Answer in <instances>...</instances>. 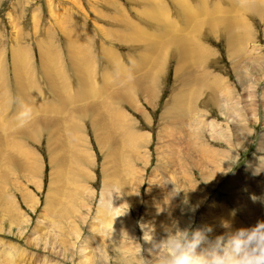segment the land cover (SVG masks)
Segmentation results:
<instances>
[{
    "label": "rangeland",
    "instance_id": "1",
    "mask_svg": "<svg viewBox=\"0 0 264 264\" xmlns=\"http://www.w3.org/2000/svg\"><path fill=\"white\" fill-rule=\"evenodd\" d=\"M205 1L207 8H198L184 0L195 13L183 26L172 0H0V264H140V255H151L141 225L151 223L155 238L163 239L172 218L180 227L212 226L214 237L225 231L221 220L233 230L264 220V180L255 178L256 171L264 175V160L255 161L264 159V150L257 153L264 140V16L244 9H264V3ZM145 2L156 3L165 16L157 10L154 16L172 32L158 44L154 61L148 51V59L136 54L156 37L149 34ZM235 16L242 47L232 53L225 38L216 36L223 25L206 22L227 24ZM126 21L137 30L130 34ZM183 34L193 43L188 67L172 56L169 43L170 36ZM73 36L80 44L71 51ZM166 49L169 57L161 53ZM195 76L209 89L192 86ZM15 77L20 88L28 84L31 104L42 108L24 112L25 118L18 112L21 103L16 106ZM77 77L99 89L97 97L71 101ZM136 78L141 80L129 84ZM52 85L59 88L58 101ZM182 86L188 101L181 119L170 123L164 105ZM112 96L118 101L106 105ZM239 130L247 138L237 137ZM225 135L231 142L222 140ZM223 147L227 155H217ZM244 176L261 189L246 191L237 180ZM172 190L181 191L168 202ZM184 190L188 204L182 202ZM101 195L116 211L106 225L100 223ZM245 199L254 202L250 214ZM167 202L172 217L158 212Z\"/></svg>",
    "mask_w": 264,
    "mask_h": 264
},
{
    "label": "bare ground",
    "instance_id": "2",
    "mask_svg": "<svg viewBox=\"0 0 264 264\" xmlns=\"http://www.w3.org/2000/svg\"><path fill=\"white\" fill-rule=\"evenodd\" d=\"M180 3H181V5H182V7L180 8L179 6H178V2L175 0V2L172 0V3L174 2V4L176 5V14H177V17H178V20H182L183 21V23H184V25L183 26H185V25H187V21L188 20H190V17H191V15H190V13L192 12V14H194L195 12H193V10L191 9V7H189L190 6V4H188L187 2H184V0H178ZM193 1V3L198 7V8H202V7H205V8H207V6H206V1L204 0H192ZM226 1H230L231 3H230V5L231 6H235L236 4H235V2L233 1V0H226ZM185 3V4H184ZM218 3V2H217ZM263 3H264V0H263ZM48 4V6H49V3H47ZM163 4V3H162ZM170 4V3H169ZM216 3L214 2L213 4H212V6H211V8L215 5ZM164 5V4H163ZM159 6H161V5H159ZM263 6H264V4H263ZM237 7V6H236ZM244 7V6H243ZM243 7H242V11L244 12L245 10L244 9H248V11L246 10L245 12H249L248 14L250 15L251 13L254 15V14H258L259 16H264V9H262V7L261 8H259V7H257V6H253V5H248V6H245V8L243 9ZM248 7V8H247ZM164 8H165V6H164ZM237 8H239V7H237ZM163 9V8H162ZM239 9H241V7L239 8ZM154 10H157V13L158 14H160L161 16H165L164 15V13L163 14H161V12H159L158 11V9H157V5H156V3H154V2H145L144 3V10H143V12H144V17H145V19L148 21V23H149V25H150V29H151V32L149 33V34H155V38L154 39H150L149 40V45H147V46H144V47H142L136 54H137V57H138V60H142L143 58H149L147 55H144V53H145V51H148V53H149V55L151 56V58H152V60L154 61V57H155V52L157 51V49H158V44L162 41V39H163V37H164V35H168L169 34V29H168V25L167 24H165V23H162L163 21L162 20H159V19H157L154 15H156V13H155V11ZM165 10V9H164ZM192 10V11H191ZM241 11V10H240ZM164 12V11H163ZM188 13V15H185V13ZM244 12V13H245ZM168 13V12H167ZM175 14V15H176ZM235 14H237V16H239L238 14H242V13H239V11H236V13ZM245 14H247V13H245ZM244 14V15H245ZM159 16V15H158ZM237 16H235V19L237 18ZM255 16V15H254ZM258 16V17H259ZM109 17V16H108ZM160 17V16H159ZM167 17V16H166ZM252 17V16H251ZM257 17V16H256ZM110 18H112V16H110ZM221 18V17H220ZM223 18H225V17H223ZM222 18V19H223ZM239 18V17H238ZM162 19V18H161ZM169 19V18H168ZM245 19V18H244ZM243 19V20H244ZM259 19V18H258ZM164 20V19H163ZM212 20V18L209 20V23H208V21L206 22V25L207 26H210V27H214V24L215 23H221L222 25H223V30L219 33V34H217L216 36H218V35H221V36H223L224 38H225V40H226V44H227V48L229 49L228 50V52L230 51V52H232V53H234V52H238V50H239V48H240V44H239V39L237 38V36H239L237 33H239L238 31H235L234 30V28L236 27L235 25H237V19L236 20H227V24L224 22V20L223 21H221V20H214L213 19V21H211ZM175 21V20H174ZM211 21V22H210ZM239 21H241V20H239ZM238 21V22H239ZM125 22V21H124ZM243 22V21H242ZM251 22V21H250ZM175 24H176V22H174ZM126 25H128V30L130 31V34H131V31L132 32H134L135 31V27H134V25H132L131 23H129L128 21H126V23H125ZM124 23H122L121 24V26L122 25H124V26H126ZM178 24V23H177ZM239 24V23H238ZM247 24V23H246ZM194 25H196V24H193V26ZM199 25V23L197 24V26ZM240 25H242L241 23H240ZM124 26H122V27H124ZM170 26H172L173 28H175L176 29V27L173 25V24H171ZM178 26V25H177ZM243 26V25H242ZM241 26V27H242ZM244 27L245 26H243L242 27V29L240 30L239 29V31H241V33H242V31H243V29H244ZM125 28H127V27H125ZM172 28V29H173ZM179 28V27H178ZM237 28H238V26H237ZM236 28V29H237ZM180 29V28H179ZM137 30V29H136ZM177 32V31H176ZM246 32V31H245ZM127 33V32H126ZM137 33V32H136ZM171 33L172 32H170V34L169 35H171ZM127 34H129V33H127ZM126 34V35H127ZM129 34V35H130ZM135 34V33H134ZM139 34V33H138ZM138 34H136V35H138ZM146 34V33H145ZM175 34V33H174ZM244 34V36L246 35V33H243ZM248 34V33H247ZM125 35V34H124ZM133 35V34H132ZM140 35V34H139ZM184 35V37L182 36H179V35H172V36H170L169 37V43L171 42L172 43V47H173V49H174V51H173V53H172V56L175 58V59H180V62H184L185 63V67H188V65H190L191 63H190V53H191V50H190V45H189V41H190V44H191V46H192V39H191V37L190 36H187V35H185V34H183ZM241 35V34H240ZM215 36V37H216ZM243 36V37H244ZM250 36V35H249ZM242 40H244V39H242ZM70 42V44H69V49L73 46V45H75L76 46V44L77 45H79L80 44V41H78V39L75 37V36H73L72 38H71V40L69 41ZM242 47V46H241ZM245 47V46H244ZM203 49H204V47H203ZM71 50V49H70ZM165 50V49H164ZM162 51L161 53H164L165 54V56L166 57H169V55H168V52H167V49H166V52L165 51ZM241 50V49H240ZM72 51V50H71ZM15 52V51H14ZM22 52V51H21ZM70 52V51H69ZM207 52H208V50H207ZM242 52V51H241ZM71 53V52H70ZM22 54V53H21ZM204 54V53H203ZM19 55V54H18ZM128 56V55H127ZM73 57V56H72ZM15 58V57H14ZM70 58H71V56H70ZM85 58V57H84ZM83 58V59H84ZM20 59V58H19ZM85 60V59H84ZM129 60V59H128ZM87 61V60H86ZM86 61H84V62H86ZM132 61V60H131ZM152 61V62H153ZM112 62H114V61H112ZM145 62V61H144ZM152 62H150V63H152ZM130 63H132V62H130ZM146 63V62H145ZM158 63V62H157ZM156 63V64H157ZM81 64V63H80ZM111 64V63H110ZM114 64H117L116 62L114 63ZM143 64V63H142ZM45 65V64H44ZM134 65V64H133ZM136 66V65H135ZM179 66V65H178ZM198 66V65H197ZM139 67H142V66H139ZM156 67V66H155ZM114 68H116L117 69V67H114ZM131 68V67H130ZM134 68V67H133ZM138 68V67H137ZM142 68H144V67H142ZM153 68L154 67H152V70H153ZM179 68H181L180 66H179ZM106 69V68H105ZM139 69V68H138ZM138 69H134V70H138ZM192 69V68H191ZM59 70V69H58ZM113 70V69H112ZM128 70V69H127ZM132 70V69H131ZM130 70V71H131ZM188 70H189V68H188ZM115 71V70H114ZM151 71V70H150ZM149 71V72H150ZM187 71V70H186ZM73 72L75 73V76H76V71H74L73 70ZM82 72V71H81ZM116 72V71H115ZM133 72V71H132ZM148 72V76H151V74ZM175 72L177 73L178 72V69L177 68H175ZM188 72V71H187ZM111 73V72H110ZM200 73V72H199ZM57 74V73H56ZM114 74V73H113ZM138 74H141V73H138ZM89 75V74H88ZM111 75V74H110ZM116 75V74H115ZM127 75V74H126ZM144 75L145 74H143L142 73V77L141 78H147V77H144ZM146 75V76H147ZM62 75L60 74V77H61ZM109 76V75H108ZM117 76V75H116ZM130 76V75H129ZM141 76V75H140ZM139 76V77H140ZM84 77V76H83ZM89 77H90V75H89ZM92 77V76H91ZM198 77H200V76H197V78H196V76H195V78H194V82H190V83H192L191 85L192 86H194V84H195V87H196V89L198 90V88L199 87H203V89L204 90H207V89H209V84L207 85V83H206V81L205 80H203V78H201L202 80H200ZM30 78V77H29ZM55 78V77H54ZM62 78V77H61ZM76 78V77H75ZM109 79H110V77H108ZM149 78V77H148ZM192 78V77H191ZM84 79L86 80V78H78L77 77V79H76V81H77V84H76V88H75V90H76V92L74 93V96L73 97H71V101H77V100H86V99H88V98H91V97H97L96 95L97 94H99V89H95V88H91L90 86H89V84H87V83H85L84 82ZM92 79V78H91ZM108 79V80H109ZM112 79V78H111ZM114 79H115V77H114ZM119 79V78H118ZM126 79H127V76H126ZM13 80L15 81V83H16V91H17V105L16 106H19L20 105V103H21V107L19 108V110H18V112H19V115L20 114H25L24 112H36V110H41L42 108L41 107H39L40 109H38V107H37V104H35V105H33V103L31 104V99H30V96H31V94H30V92H29V86H28V89H27V86L25 87V85L24 84H26V83H24L22 86H24V87H22L21 86V88H20V85H17L18 83H17V77H15V79L13 78ZM19 80V79H18ZM50 80V79H49ZM107 80V81H108ZM139 80H141L140 78L138 79V78H136V80L135 81H133V82H131V83H129V84H132V83H134V82H138ZM185 80V79H184ZM188 80H190V79H188ZM27 81V80H26ZM46 81H47V78H46ZM63 81V80H62ZM115 81V80H114ZM129 81V80H128ZM110 82H112V80L110 81H108L107 82V84H106V86L107 85H109L110 84ZM28 83V82H27ZM93 83V82H92ZM51 84V83H50ZM26 85H28V84H26ZM92 85V84H91ZM105 86V87H106ZM93 87V86H92ZM108 87V86H107ZM146 87H147V85H146ZM186 87V86H185ZM184 86H182L181 87V89H179V91L178 92H173V98L172 99H170V100H167L166 102H165V110H166V112H164L166 115H169V114H171L170 115V117L168 118V120H169V122L171 123V121H170V118H171V120L173 121V122H176V121H178L179 120V118H180V112H181V107H182V103H183V101L184 102H186V101H188V99H187V97H188V94L187 93H189V92H187V93H185V95H184V92L185 91H187V90H185L184 91V88H185ZM149 88V87H148ZM150 88H151V86H150ZM187 88V87H186ZM185 88V89H186ZM21 89V90H20ZM194 89V88H193ZM52 92H51V95H53V100H60L61 99V95H60V92H59V88H57V90L55 89V87L52 85V89H50ZM56 90V91H55ZM66 91H68L67 89H65ZM94 90V91H93ZM100 90H102V91H105L106 89L104 88V89H100ZM138 90H142L144 93H145V91H144V89H142V87H138ZM188 90H191L189 87H188ZM196 90V91H197ZM31 91V90H30ZM147 91V90H146ZM149 91V90H148ZM147 91V92H148ZM193 90H191L190 92H192ZM32 92V91H31ZM36 92V91H35ZM59 92V93H58ZM150 92V91H149ZM1 94V93H0ZM88 94V95H87ZM148 94V93H147ZM192 94H193V92H192ZM49 95H50V93H49ZM67 95V94H66ZM190 95H191V93H190ZM36 96H38V94L36 95ZM68 96V95H67ZM193 96H194V94H193ZM69 97V96H68ZM192 95L190 96V99H189V102H188V110L190 109L189 108V105H192ZM111 99L113 100H116V102L118 101V99L117 98H115V97H113L112 96V98H106L105 100H106V105H113V103L114 102H110L111 101ZM103 101H104V99H103ZM150 103V102H149ZM153 103V102H152ZM96 105V104H95ZM184 105H185V103H184ZM43 106V105H42ZM101 106H102V104H101ZM1 107V106H0ZM103 107V106H102ZM185 107V106H184ZM187 107V106H186ZM191 107V106H190ZM47 108H48V105H47ZM114 108V107H113ZM195 109V108H194ZM197 109V108H196ZM32 110V111H31ZM187 110V109H186ZM180 111V112H179ZM3 112V111H2ZM184 112H185V110H184ZM188 113V112H187ZM201 113V112H200ZM198 114L199 116L201 115V114ZM190 114V113H189ZM19 115H18V117H19ZM86 114H84L83 115V117L85 116ZM181 115H182V113H181ZM27 115L25 114L24 115V118L26 117ZM88 116V115H87ZM191 115H189L188 117H190ZM197 117V116H196ZM14 118V117H13ZM85 118V117H84ZM53 119V118H52ZM181 119V118H180ZM199 120H200V118H198ZM90 120L91 121H93V122H96L93 118H90ZM189 121V120H188ZM196 121H198L197 119H196ZM204 121V120H203ZM200 122V121H199ZM88 124V123H87ZM93 124V123H92ZM95 124H97V123H95ZM173 124V123H172ZM175 124V123H174ZM196 124L197 125H199L197 122H196ZM211 124L212 125H214V123H212L211 122ZM91 126V125H90ZM79 127V126H78ZM81 127V126H80ZM92 128V127H91ZM244 129V128H243ZM238 132V133H237ZM236 133H237V137H241L242 139H243V136L244 137H246L247 138V136H246V132H244V131H242V133H243V135H242V133H241V131L239 130V131H237ZM248 134H249V132H248ZM128 136V135H127ZM219 139H221L220 137H219ZM222 140L223 141H227V142H231V139L227 136V135H225L223 138H222ZM263 142H264V140H263V138H261L260 139V141H259V143H258V145H257V149H258V151H257V153H259V152H261V151H263L264 150V144H263ZM246 143V141H244V143L242 144V145H244ZM228 149L230 148V147H227ZM23 150V149H22ZM26 150V149H25ZM79 150V149H78ZM227 149H224V147H223V150H221V151H218L217 153H220V154H217V155H221V156H225V155H227V151H226ZM112 151H113V149H112ZM131 152V151H130ZM211 154V153H210ZM184 155H186V153L184 154ZM212 155V154H211ZM185 157V156H184ZM254 158V157H253ZM229 160H230V158H228ZM255 159V158H254ZM253 160V159H252ZM264 159H260L259 158V160H255V161H257V162H259L260 163V161H263ZM235 161V160H234ZM233 161V162H234ZM35 163V162H34ZM253 163V162H252ZM255 164V163H254ZM31 165V164H30ZM36 165V164H35ZM257 165V164H256ZM255 165V166H256ZM33 166V165H32ZM254 166V167H255ZM258 166H259V164H258ZM38 167V166H37ZM257 167V166H256ZM258 168V167H257ZM228 169V168H227ZM59 178V177H58ZM249 178H251V177H249V176H244V178L242 179V180H240V179H238L237 178V180H239L238 182H243V188L245 189V187H246V191H249V193H254L253 192V187H261L259 184L260 183H262L261 182V180H264V175H263V173H261V172H256L255 173V178L256 179H259L260 180V183L259 184H257V183H254V180H250ZM246 180H248V181H246ZM190 181V180H189ZM167 182V181H166ZM173 182V181H172ZM171 182V183H172ZM263 187H264V184L262 185ZM56 187H58V184H56ZM59 188V187H58ZM58 188L56 189V190H58ZM259 189H261V188H259ZM175 190V189H174ZM173 191V190H172ZM122 194H123V191H122ZM134 194H135V196H134ZM134 194H132L134 197H137V194L134 192ZM172 194V193H171ZM131 196V195H130ZM129 196V197H130ZM70 198V197H69ZM100 199H104L105 200V203H102V204H99L100 206V211H102L103 212V214H104V216L102 217V219L100 220V223H102V225H106V224H108V214H109V219H110V222H112L113 220H115L114 219V215H112V212L113 213H115L116 211L114 210V207H112L111 208V204H113V203H111V201L109 200V198H105L104 196H102L101 195V198ZM139 199V198H138ZM138 199L137 198H134L133 200H134V202H135V205H137L138 204ZM67 200V199H66ZM111 200H112V198H111ZM245 200H247V199H245ZM50 201H51V199H50ZM58 201V200H57ZM75 201V200H74ZM62 202V201H61ZM64 203V202H63ZM58 204V203H57ZM253 205H254V202L253 201H251V200H247V201H245V204L243 205L244 206V210H245V212H247L248 214H250L249 212H251V210H252V208H254L253 207ZM59 206V205H58ZM64 207V206H63ZM112 209L114 210V211H112ZM98 208H97V212H98ZM99 213V212H98ZM99 215H101L102 216V214H99ZM116 215V214H115ZM117 216V215H116ZM247 216V215H246ZM172 217V216H171ZM159 218H160V216H159ZM259 218H261L262 219V217H259ZM171 220H172V218H170V222H171ZM246 224H248L247 223V221H246ZM109 228V227H108ZM107 230H109V229H107ZM112 232V231H111ZM117 232H120V231H117Z\"/></svg>",
    "mask_w": 264,
    "mask_h": 264
},
{
    "label": "clouds",
    "instance_id": "3",
    "mask_svg": "<svg viewBox=\"0 0 264 264\" xmlns=\"http://www.w3.org/2000/svg\"><path fill=\"white\" fill-rule=\"evenodd\" d=\"M180 191H171L168 202ZM187 191L184 204H188ZM168 202L158 212L166 211L170 217ZM198 206L191 205L189 211L195 212ZM171 221L163 239L155 238L151 223L141 225L143 233L148 234L147 238L143 234V240L151 243V255L150 258L140 255V264H264V220L235 230L230 221L221 220L220 226L225 231L214 237L210 236L212 226L194 228L189 223L180 227L177 220Z\"/></svg>",
    "mask_w": 264,
    "mask_h": 264
}]
</instances>
